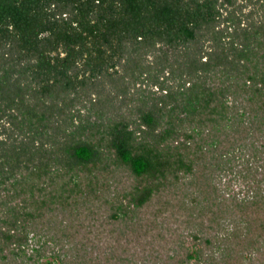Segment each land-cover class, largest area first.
Masks as SVG:
<instances>
[{"label": "trees", "instance_id": "1", "mask_svg": "<svg viewBox=\"0 0 264 264\" xmlns=\"http://www.w3.org/2000/svg\"><path fill=\"white\" fill-rule=\"evenodd\" d=\"M43 259L264 264V0H0V264Z\"/></svg>", "mask_w": 264, "mask_h": 264}, {"label": "rangeland", "instance_id": "2", "mask_svg": "<svg viewBox=\"0 0 264 264\" xmlns=\"http://www.w3.org/2000/svg\"><path fill=\"white\" fill-rule=\"evenodd\" d=\"M229 178H230V175L228 176V177H226V179L225 180H229ZM244 186V184L241 182V181H234V183H233V185L231 186V190H239V189H242L243 190V187ZM243 192V194H244V192H245V190H243L242 191ZM42 264H45V260L43 259L42 260Z\"/></svg>", "mask_w": 264, "mask_h": 264}]
</instances>
